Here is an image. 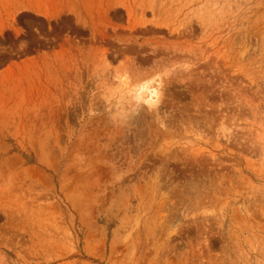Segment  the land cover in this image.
Segmentation results:
<instances>
[{"label": "rangeland", "instance_id": "374dc122", "mask_svg": "<svg viewBox=\"0 0 264 264\" xmlns=\"http://www.w3.org/2000/svg\"><path fill=\"white\" fill-rule=\"evenodd\" d=\"M0 264H264V0H0Z\"/></svg>", "mask_w": 264, "mask_h": 264}, {"label": "bare ground", "instance_id": "6f19581e", "mask_svg": "<svg viewBox=\"0 0 264 264\" xmlns=\"http://www.w3.org/2000/svg\"><path fill=\"white\" fill-rule=\"evenodd\" d=\"M132 95H133V100L136 103L138 102V103H142V105L144 104V107L155 108L156 106L162 104V103L159 104L160 99L162 98V93H161L160 87L154 89V88H150L148 85H142V86H139L137 88V90L135 89V91L132 93ZM139 105L140 104H138V106ZM138 106L137 105L134 106L136 108V110L138 109L137 108ZM157 109H158V107H157ZM133 110L131 111L132 114H134V112H135V110L134 111ZM146 111H148V109ZM133 116H132V118H133ZM132 122H135V121L132 120Z\"/></svg>", "mask_w": 264, "mask_h": 264}]
</instances>
